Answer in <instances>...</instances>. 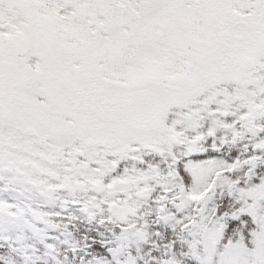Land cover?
<instances>
[{"label": "snow or ice", "instance_id": "snow-or-ice-1", "mask_svg": "<svg viewBox=\"0 0 264 264\" xmlns=\"http://www.w3.org/2000/svg\"><path fill=\"white\" fill-rule=\"evenodd\" d=\"M0 264H264V0H0Z\"/></svg>", "mask_w": 264, "mask_h": 264}]
</instances>
